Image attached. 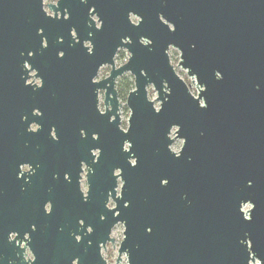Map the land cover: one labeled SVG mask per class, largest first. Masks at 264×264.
I'll use <instances>...</instances> for the list:
<instances>
[{
  "label": "water",
  "instance_id": "95a60500",
  "mask_svg": "<svg viewBox=\"0 0 264 264\" xmlns=\"http://www.w3.org/2000/svg\"><path fill=\"white\" fill-rule=\"evenodd\" d=\"M0 1V69L5 73L0 132L12 130L18 105V92L9 87L7 73L20 70L26 60L42 83L33 93L30 112L37 108L52 122L73 125L78 141L79 131L89 137L92 125H99V176L98 181L89 180L86 204L89 210L108 212L105 204L111 193L116 209L109 213L119 211L115 222H125L120 252L127 251L129 264H264V0L93 7L99 29L92 22L90 29L80 23L89 7L71 9V20L64 26L45 17L42 0ZM129 14L140 19L137 25ZM65 36L74 45L60 58L58 45L41 47L42 37L49 44ZM126 39L130 43H123ZM86 40L92 43L91 53L82 46ZM168 46L180 51L179 66L195 79L197 97L170 65ZM119 48L130 53L128 64L94 83L102 65L113 66ZM28 50L32 57L20 56ZM125 72L134 80L126 133L118 128L113 89ZM149 86L157 94L159 109L148 98ZM100 89H106L103 114L97 101ZM173 128L176 139L183 141L177 154L170 150ZM114 170H120L123 182L118 197ZM246 205L251 206L247 214L241 210ZM30 224L20 219L18 229L23 232ZM108 234L101 236L102 242ZM67 240L74 242L69 236ZM34 253L46 262L54 260L57 251Z\"/></svg>",
  "mask_w": 264,
  "mask_h": 264
},
{
  "label": "flooded vegetation",
  "instance_id": "af4514ba",
  "mask_svg": "<svg viewBox=\"0 0 264 264\" xmlns=\"http://www.w3.org/2000/svg\"><path fill=\"white\" fill-rule=\"evenodd\" d=\"M126 1L127 3L123 4L121 0H42L41 6L46 18L52 22H61L64 26L71 20V9L77 11L80 7H89L86 16L81 15L80 21L89 29L91 22L97 29L101 26L96 14L92 15L95 11L93 7H181L170 4L168 0ZM2 7L0 1V56L3 43ZM72 15L74 17L76 14L72 12ZM161 16L160 12L159 18L163 22ZM129 20L134 25L140 21L132 14H129ZM168 27L173 30L172 25L169 24ZM42 33L39 29L38 34ZM70 34L74 43H79L74 28H71ZM141 42L145 43L143 39ZM74 43L68 44L66 36L59 37L55 42L49 40V44L45 37L41 38L43 49L58 45L61 50L58 53L59 58L63 56V50L72 48ZM123 43L130 42L126 39ZM82 46L88 53L92 52L90 41H83ZM28 51L27 55L21 52L20 56L32 57L33 51ZM123 51L127 57L118 65ZM166 54L175 73L179 69L187 73V70L179 66L180 51L177 48L168 46ZM130 57L126 48H119L113 57V66L102 65L93 82L108 79L113 69L118 70L128 64ZM175 58H178L176 67L173 65ZM102 70L106 71V76L100 78ZM4 74L0 69V86H4ZM7 74L11 76L9 87L18 92L15 99L18 105L14 109L12 130L0 132V264H129L127 251L120 252L125 222H115L119 211L109 213L116 209L111 193H108L105 204L108 212L89 210L86 204L89 203V180L91 178L98 181L99 176V125H92L89 137L85 131H79L78 141L73 125L52 122L37 108L30 112L33 93L42 83L40 78L36 77V70H33L26 60L20 70H10ZM113 89L116 92L120 117L118 128L126 133L128 121L125 128L121 115L127 108L130 93L134 90L131 73L125 72L117 77ZM109 99H113L112 94H109ZM105 100L106 89L97 90L98 109L102 114L105 112ZM155 101L159 103L157 94ZM108 105L110 108V101ZM113 120L114 117L108 119L109 130ZM0 128H3V125ZM175 132L176 128H173L169 135L173 141L170 150L178 140ZM123 151H128L127 142L124 143ZM119 175L120 170L113 171V176L116 177V197L120 196L123 185ZM20 219L31 221L30 227L23 232L18 229ZM107 230L108 237L102 242L101 236ZM67 236L74 242L68 244ZM48 240L51 242L46 243ZM41 250L57 251L55 259L46 262L38 260L34 251Z\"/></svg>",
  "mask_w": 264,
  "mask_h": 264
},
{
  "label": "rangeland",
  "instance_id": "374dc122",
  "mask_svg": "<svg viewBox=\"0 0 264 264\" xmlns=\"http://www.w3.org/2000/svg\"><path fill=\"white\" fill-rule=\"evenodd\" d=\"M126 57H127V54H126L125 51H123V57L118 60V63L117 64L118 65L122 64L124 62V60L126 59ZM177 64H178V58L177 59L175 58V60L173 61V65L176 67ZM176 74L187 84V86L189 87L190 93L193 96L197 97L198 94H199V90H198V86L196 84L195 79L194 78H189L187 76V73L181 71L180 69L177 70ZM105 76H106V71L105 70H102L99 77L100 78H103ZM192 81L194 82V84H193ZM148 91H149V95H148L149 100L154 102L155 109H159V103H157L155 101V99H156V93L153 91L152 87H149L148 88ZM129 115H130V111L127 108H126L125 111H123V113L121 115L122 116L121 119L125 123V128H127V121H128ZM182 145H183V141L177 140L175 142V144L171 148L172 152H174L176 154L179 153V151L182 148ZM250 210H251V206L250 205H247L246 207H244V211L246 213H248Z\"/></svg>",
  "mask_w": 264,
  "mask_h": 264
},
{
  "label": "built area",
  "instance_id": "2783aa9c",
  "mask_svg": "<svg viewBox=\"0 0 264 264\" xmlns=\"http://www.w3.org/2000/svg\"><path fill=\"white\" fill-rule=\"evenodd\" d=\"M194 97H195V96H194ZM246 206H247V205H246ZM246 206H244V207H246ZM244 207H243L242 211H243V213L247 214V213L244 211Z\"/></svg>",
  "mask_w": 264,
  "mask_h": 264
},
{
  "label": "trees",
  "instance_id": "16d2710c",
  "mask_svg": "<svg viewBox=\"0 0 264 264\" xmlns=\"http://www.w3.org/2000/svg\"><path fill=\"white\" fill-rule=\"evenodd\" d=\"M131 88H133V83L131 82Z\"/></svg>",
  "mask_w": 264,
  "mask_h": 264
}]
</instances>
